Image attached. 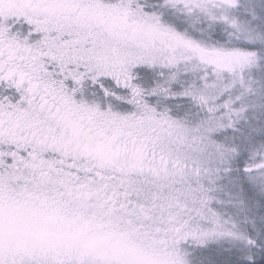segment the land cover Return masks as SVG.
Masks as SVG:
<instances>
[{
  "label": "snow or ice",
  "instance_id": "obj_1",
  "mask_svg": "<svg viewBox=\"0 0 264 264\" xmlns=\"http://www.w3.org/2000/svg\"><path fill=\"white\" fill-rule=\"evenodd\" d=\"M0 264H264V0H0Z\"/></svg>",
  "mask_w": 264,
  "mask_h": 264
}]
</instances>
